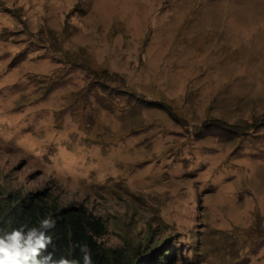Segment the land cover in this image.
<instances>
[{
  "label": "rangeland",
  "instance_id": "1",
  "mask_svg": "<svg viewBox=\"0 0 264 264\" xmlns=\"http://www.w3.org/2000/svg\"><path fill=\"white\" fill-rule=\"evenodd\" d=\"M263 116L264 0H0L3 215L85 208L121 264H264Z\"/></svg>",
  "mask_w": 264,
  "mask_h": 264
},
{
  "label": "trees",
  "instance_id": "2",
  "mask_svg": "<svg viewBox=\"0 0 264 264\" xmlns=\"http://www.w3.org/2000/svg\"><path fill=\"white\" fill-rule=\"evenodd\" d=\"M260 123H264V116L260 118ZM220 125L222 128H228L225 123ZM17 202L8 205L4 215L2 207L0 208V223L7 220V224L13 227L25 224L32 227L38 226L45 217H51L56 224L54 228L47 230V234L52 237V244L49 245L48 251L54 252V257L60 258L59 252H64L70 247V260L83 264L80 246L87 244L90 247L93 264H121L122 260L124 262L127 259L121 250L111 249L109 251L96 242L91 230L101 234L104 226L99 218L91 217L85 208H59L48 204L43 197L34 198L32 195L24 199L19 198ZM160 255L162 254H159L158 259L152 264H180L176 259L167 255L161 258ZM64 256L67 257L65 254ZM129 264H139V260Z\"/></svg>",
  "mask_w": 264,
  "mask_h": 264
},
{
  "label": "clouds",
  "instance_id": "3",
  "mask_svg": "<svg viewBox=\"0 0 264 264\" xmlns=\"http://www.w3.org/2000/svg\"><path fill=\"white\" fill-rule=\"evenodd\" d=\"M56 221L45 217L38 226L20 225L10 231L0 230V264H79L63 256L54 258V252L48 251L52 237L47 230L55 227ZM83 264H93L86 245L80 246Z\"/></svg>",
  "mask_w": 264,
  "mask_h": 264
}]
</instances>
